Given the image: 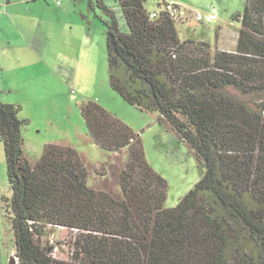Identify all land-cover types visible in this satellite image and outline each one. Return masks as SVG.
I'll use <instances>...</instances> for the list:
<instances>
[{
	"label": "trees",
	"instance_id": "trees-1",
	"mask_svg": "<svg viewBox=\"0 0 264 264\" xmlns=\"http://www.w3.org/2000/svg\"><path fill=\"white\" fill-rule=\"evenodd\" d=\"M125 23L101 1L110 89L189 146L201 180L170 209L167 184L146 162L141 140L94 101L80 104L89 140L127 150L119 192L97 191L75 149L47 144L24 156L21 107L0 103V140L12 195L18 264H264V0H246L231 52L182 41L164 0H115ZM148 2L156 9L149 10ZM152 11H158L151 18ZM263 95L254 109L233 98ZM73 233L68 260L55 257L52 229Z\"/></svg>",
	"mask_w": 264,
	"mask_h": 264
},
{
	"label": "rangeland",
	"instance_id": "rangeland-1",
	"mask_svg": "<svg viewBox=\"0 0 264 264\" xmlns=\"http://www.w3.org/2000/svg\"><path fill=\"white\" fill-rule=\"evenodd\" d=\"M58 1L60 6L50 0H0V103L20 106L19 118L28 121L21 129L25 158L35 164L45 145H68L83 159L88 186L117 194L127 150L109 154L89 140L79 107L94 101L139 136L147 164L167 184L164 207H175L201 180L204 168L187 144L157 123L156 114L139 111L110 89L102 24L108 18L98 0ZM100 1L124 31L116 1ZM164 1L216 16L211 22L174 20L182 41L206 43L211 54L234 50L240 26L231 16L243 12L246 0ZM147 8L155 10L156 3L148 2ZM227 92L253 109L263 101V95H242L233 88ZM11 195L0 140V264H10L15 254L11 216L3 200ZM49 240L55 257L68 260L73 233L52 229Z\"/></svg>",
	"mask_w": 264,
	"mask_h": 264
},
{
	"label": "built area",
	"instance_id": "built-area-1",
	"mask_svg": "<svg viewBox=\"0 0 264 264\" xmlns=\"http://www.w3.org/2000/svg\"><path fill=\"white\" fill-rule=\"evenodd\" d=\"M51 2L55 3L57 6H60V2L58 0H50ZM162 11L168 13V15L170 16V18H172L175 21H184V20H188L189 18L191 19H195V21L197 22H202V21H206V22H211L213 20H215V16L214 15H200V14H194L192 13L188 8H185L179 4H174V3H167L166 5H164L162 7ZM157 13L158 11H152V13L150 14L151 18H155L157 17ZM190 14L192 15V17L190 16Z\"/></svg>",
	"mask_w": 264,
	"mask_h": 264
},
{
	"label": "crops",
	"instance_id": "crops-1",
	"mask_svg": "<svg viewBox=\"0 0 264 264\" xmlns=\"http://www.w3.org/2000/svg\"><path fill=\"white\" fill-rule=\"evenodd\" d=\"M99 1H100V0H99ZM212 9H213L214 12L216 11L214 7H213ZM233 15H234V14H233ZM233 15H232V16H233ZM232 16H231V18H232ZM215 17H216V16H215ZM219 25L222 26L221 24H218L217 26H219ZM103 27H104V26H103ZM229 27H232V24L229 23ZM237 30L239 31V27L237 28ZM237 37H238V32H237ZM236 40H237V39H236ZM236 42H237V41H236ZM235 46H236V43H235ZM3 104H13V103H9V102H8V103H3ZM16 264H18V261L16 262Z\"/></svg>",
	"mask_w": 264,
	"mask_h": 264
},
{
	"label": "water",
	"instance_id": "water-1",
	"mask_svg": "<svg viewBox=\"0 0 264 264\" xmlns=\"http://www.w3.org/2000/svg\"><path fill=\"white\" fill-rule=\"evenodd\" d=\"M18 261V259L16 258V257H12L11 259H10V264H16V262Z\"/></svg>",
	"mask_w": 264,
	"mask_h": 264
}]
</instances>
